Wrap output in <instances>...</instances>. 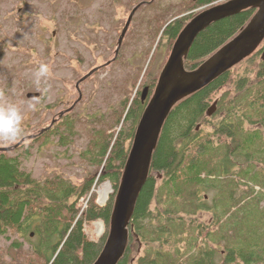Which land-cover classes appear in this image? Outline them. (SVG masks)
<instances>
[{"label": "trees", "instance_id": "obj_1", "mask_svg": "<svg viewBox=\"0 0 264 264\" xmlns=\"http://www.w3.org/2000/svg\"><path fill=\"white\" fill-rule=\"evenodd\" d=\"M192 1L193 5H186L185 9L208 7L224 0ZM254 13L249 8L203 29L195 38L184 67L197 68L237 35ZM195 14L166 25L160 37L169 43L167 51ZM159 42L157 45H162ZM263 53L264 40L250 56L171 109L135 205L126 251L118 264L261 263L264 246L259 237L263 233L258 228L253 233L256 238L250 242L247 230L239 229V225L228 227L225 215L217 216L215 194L229 191L234 196L236 183L232 187L224 183L231 176L247 184L246 201H253L249 208L257 212L264 206ZM148 68L147 65L144 75ZM153 90L150 87L148 100L143 104L138 98L140 91L135 99L125 102L117 119L121 130L108 134L97 160L92 157L96 142L89 150L91 162L104 166L97 181H107L113 188L104 206L97 202L95 177L79 185L61 177L39 181L21 168L18 156L10 155L16 147L0 150V236H16L11 247L18 254L25 252V263L21 264H92L96 260L108 234L115 193L137 124ZM214 103L215 110L208 115ZM70 113L65 111L53 123H39L40 131L34 139L58 134L59 129L71 131V120L66 119ZM81 198L87 200L85 206ZM198 214H208L210 220L202 221ZM238 217L239 214L235 219ZM99 220L106 230L91 239L85 227L93 228ZM230 236L243 240L238 246H228ZM19 238L26 240L29 247L24 249ZM221 244L223 248L218 250ZM17 263L16 256H12L6 264ZM0 264H5L2 258Z\"/></svg>", "mask_w": 264, "mask_h": 264}, {"label": "rangeland", "instance_id": "obj_2", "mask_svg": "<svg viewBox=\"0 0 264 264\" xmlns=\"http://www.w3.org/2000/svg\"><path fill=\"white\" fill-rule=\"evenodd\" d=\"M115 1L118 2L116 5ZM142 1L146 3L133 17L120 53H123L122 58L114 64V81L108 91L103 90L102 97L99 93V97L95 96L92 92L95 88L80 84V79L89 68L113 58L131 10ZM186 5H193V1L0 0V105L15 104L24 117L20 136L14 141L0 140V148L21 141L10 155L18 156L21 168L39 181L61 177L79 185L85 179L95 177L97 202L104 206L113 188L104 203L100 192L109 182L97 181L104 166L91 162L89 150L96 142L92 157L97 160L108 134L121 130L117 119L125 102L135 99L144 79L152 73L157 76L167 61L172 46L167 51L169 43L165 37H160L166 25L174 18L190 16L207 8L187 10ZM158 42L162 45L158 46ZM128 51L135 54L129 66L122 62ZM40 64H46L50 71L38 84L36 72ZM147 65L149 68L144 75ZM109 69H103V74ZM84 88V94L80 96L79 92ZM29 93H39V97H27ZM65 111L71 112L66 117L71 120V131L59 129L58 134L34 139L40 131L39 123H51ZM244 182L231 176L224 179L226 185L232 187L236 183L238 187L233 197L229 191L223 195L215 194V207L219 209L216 213L217 216L225 215L228 227L239 225V229L247 230L250 242L256 238L253 233L259 228L263 233L259 241L264 246V206L257 212L249 208L253 201H246L247 184ZM222 199L224 202L220 204ZM80 202L85 206L87 200L81 198ZM214 203L210 202L211 205ZM237 214L239 217L235 219ZM198 217L207 222L210 216L198 214ZM100 224L104 225V222L95 221L93 228L85 227L91 239L104 234L106 226L102 229ZM15 238L9 234L0 236V258L5 264L12 256H16L17 264L25 263V252L18 254L11 247ZM227 239L228 246H238L243 240L233 236ZM18 241L24 249L29 247L26 240L19 238ZM217 248H223L222 244ZM261 259L259 264H264V256Z\"/></svg>", "mask_w": 264, "mask_h": 264}, {"label": "water", "instance_id": "obj_3", "mask_svg": "<svg viewBox=\"0 0 264 264\" xmlns=\"http://www.w3.org/2000/svg\"><path fill=\"white\" fill-rule=\"evenodd\" d=\"M140 5H136L131 10L119 37V44ZM249 8L254 9L255 13L237 35L217 49L197 68L187 70L184 67V60L194 40L203 29L217 20ZM263 40L264 0H224L217 2L197 13L182 28L172 45L154 91L137 124L116 190L109 219L108 234L99 255L92 264H118L124 255L129 240V223L140 191L147 181L152 155L171 109L180 100L210 84L250 56ZM78 85L77 83V89H79ZM146 91L147 89H143V98ZM27 97L36 98L39 97V93H29ZM214 110L215 103L208 109V115H211ZM62 115L63 112L59 117ZM53 122L54 120H52ZM20 142L13 147H17ZM10 149L11 147L0 148L2 151Z\"/></svg>", "mask_w": 264, "mask_h": 264}, {"label": "flooded vegetation", "instance_id": "obj_4", "mask_svg": "<svg viewBox=\"0 0 264 264\" xmlns=\"http://www.w3.org/2000/svg\"><path fill=\"white\" fill-rule=\"evenodd\" d=\"M118 2L115 1L114 2V5H116ZM141 5H145L146 1H142V2H139ZM138 3V4H139ZM136 4V5H138ZM141 5L137 8V10L135 11L134 15L136 14L137 11H139ZM135 7V6H134ZM133 7V8H134ZM133 15V17H134ZM133 17L126 29V32L124 34V37L121 41V43L119 44V38L117 40V44L115 46V49H114V56L112 59L110 60H107L105 61L104 63H100L96 66H93L91 68H89L88 72H86L82 77L81 79L83 78V80L80 81V84L84 85V86H87L88 84H90V86L94 87L95 88V91L92 90V92L95 93V96H98V93L100 94V97H102V94H103V90H106L108 91V89H110V85L112 84V82L114 81V64L116 62H118V58L119 60H121L122 58V54H120L122 50V46L124 44V39L126 37V35L128 34L129 32V28H130V25H131V22L133 20ZM176 18H174L173 20H175ZM173 20H171L170 22H172ZM169 22V23H170ZM168 23V24H169ZM126 24V23H125ZM167 24V25H168ZM125 26V25H124ZM156 27V25L154 26ZM124 28V27H123ZM122 28V30H123ZM121 30V32H122ZM121 35V33H120ZM120 37V36H119ZM84 45H86V43L84 42ZM135 54H132L128 51L127 55L125 57H123V61L124 63L127 64V66L130 65V62H131V58L134 56ZM166 63V62H165ZM165 65V64H164ZM163 65V66H164ZM106 68H110L108 71L106 70V73L103 74V69H106ZM112 68V69H111ZM163 68V67H162ZM161 68V70H162ZM160 70V72H161ZM102 71V73H101ZM160 72L158 73V75L156 76L155 74H149L145 79H144V83L142 84L141 88H140V94L138 96L139 98V101L143 104L145 103L147 100H148V97L150 95V87H153V89L155 88L156 86V83H157V80H158V77H159V74ZM112 73V74H111ZM104 75V77L102 76ZM143 89H147L146 91V95L145 97L143 98L142 97V94H143ZM84 91H85V88L83 91L79 92L80 96H83L84 94ZM154 91V90H153ZM99 97V96H98ZM137 97V96H136ZM151 97V96H150ZM210 220V219H209Z\"/></svg>", "mask_w": 264, "mask_h": 264}, {"label": "clouds", "instance_id": "obj_5", "mask_svg": "<svg viewBox=\"0 0 264 264\" xmlns=\"http://www.w3.org/2000/svg\"><path fill=\"white\" fill-rule=\"evenodd\" d=\"M49 67L46 64H40L36 72V80L39 84L41 77L49 74ZM24 117L19 107L8 103L0 105V140L14 141L22 133Z\"/></svg>", "mask_w": 264, "mask_h": 264}, {"label": "bare ground", "instance_id": "obj_6", "mask_svg": "<svg viewBox=\"0 0 264 264\" xmlns=\"http://www.w3.org/2000/svg\"><path fill=\"white\" fill-rule=\"evenodd\" d=\"M149 176V175H148ZM110 190H111V187L109 186V183L102 189V191L100 192V195H101V198H104V200H103V202L105 203L106 202V200H107V194H108V192H110ZM103 202H101V203H103ZM130 224V223H129ZM105 225V224H104ZM103 224H100V226H101V228H102V226H104ZM100 229V228H99ZM103 229V228H102ZM128 229H129V227H128ZM103 232V231H102ZM129 241V240H128ZM121 260V259H120Z\"/></svg>", "mask_w": 264, "mask_h": 264}, {"label": "built area", "instance_id": "obj_7", "mask_svg": "<svg viewBox=\"0 0 264 264\" xmlns=\"http://www.w3.org/2000/svg\"><path fill=\"white\" fill-rule=\"evenodd\" d=\"M100 202V201H99Z\"/></svg>", "mask_w": 264, "mask_h": 264}]
</instances>
